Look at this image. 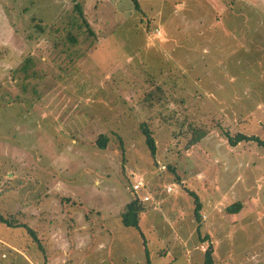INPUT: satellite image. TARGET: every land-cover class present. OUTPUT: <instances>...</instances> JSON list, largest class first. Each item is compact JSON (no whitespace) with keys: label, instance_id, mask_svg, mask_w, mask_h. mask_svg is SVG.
Masks as SVG:
<instances>
[{"label":"rangeland","instance_id":"374dc122","mask_svg":"<svg viewBox=\"0 0 264 264\" xmlns=\"http://www.w3.org/2000/svg\"><path fill=\"white\" fill-rule=\"evenodd\" d=\"M137 1L0 0V264H264V0Z\"/></svg>","mask_w":264,"mask_h":264},{"label":"trees","instance_id":"16d2710c","mask_svg":"<svg viewBox=\"0 0 264 264\" xmlns=\"http://www.w3.org/2000/svg\"><path fill=\"white\" fill-rule=\"evenodd\" d=\"M134 9L139 11L140 7L137 0H130ZM76 11L78 13H81V10L79 7H75ZM68 40L71 42H74L75 39L73 37H68ZM141 133L144 136L145 145L147 146L148 151L152 156L156 153V145L153 138V135L151 131L148 129V126L146 124H141L140 127ZM205 136V132L200 130H193L192 137L188 140L186 149L195 146L203 137ZM224 139L226 140V143L229 147H236L238 144H249L254 145L258 150L264 151V139L258 137L254 134H245L242 132H236V133H229L228 131L224 132L223 134ZM107 143V138L105 136H100L96 144L99 149H105ZM190 195L195 198V215L197 216V211L200 209V202L198 201L197 197L190 193ZM241 209V204L236 203L226 208V212L228 214H233L236 212H239ZM144 208L141 202L138 199H134L131 202L127 203L124 206V209L120 215L121 224L124 227L127 228H134L136 230H139V218L140 215L143 213ZM0 224L5 225L8 228H19V227H25L22 224H13L11 221L7 220L0 214ZM27 227V226H26ZM30 234L33 236L35 241H38L37 238H35V235L33 231H30ZM207 240V237L205 238ZM213 250L211 245L207 247V250L204 253V262L203 264H213ZM145 258H146V264H149L148 259V252L145 250Z\"/></svg>","mask_w":264,"mask_h":264},{"label":"crops","instance_id":"0c3cea01","mask_svg":"<svg viewBox=\"0 0 264 264\" xmlns=\"http://www.w3.org/2000/svg\"><path fill=\"white\" fill-rule=\"evenodd\" d=\"M143 189V188H142ZM145 189V188H144ZM141 190V189H140ZM140 190H138V191H140ZM132 191V190H131ZM137 191V192H138ZM133 192V191H132ZM137 192H133V194H134V197H133V199L132 200H134V199H138L139 201H142V202H144L142 199L143 198H145V197H148L147 195H146V193L143 195V198H139L138 196H137ZM131 200V201H132ZM148 200H149V198H148ZM130 201V202H131ZM129 203V202H128ZM121 215V214H120ZM143 215H144V213H142L141 215H140V218H139V224L141 223V218L143 217ZM117 220L118 219H115L114 221H115V223H116V225H117ZM120 221H121V219H120ZM139 224H138V226H139ZM3 225V224H2ZM111 226L113 227V223L111 224ZM115 229H118L117 228V226L115 227ZM136 230V229H135ZM143 236V235H142ZM0 242L2 243V244H5L9 249H11L16 255H20V251L22 252V250L20 249V250H16L14 247H11L10 245H9V243H7V242H5L4 240H1L0 239ZM144 244H145V242H144ZM145 250H147V249H145ZM147 252H148V250H147ZM3 256L5 257V255H2L1 256V258H3ZM148 259H149V252H148ZM145 262H146V260H145ZM149 264H150V261H149Z\"/></svg>","mask_w":264,"mask_h":264},{"label":"built area","instance_id":"2783aa9c","mask_svg":"<svg viewBox=\"0 0 264 264\" xmlns=\"http://www.w3.org/2000/svg\"><path fill=\"white\" fill-rule=\"evenodd\" d=\"M143 187H144V183H143L142 179L137 178L135 180V182L133 183V185L131 186V189H132L133 192H137L138 190L142 189ZM165 192L166 193H172L173 190H172V188L170 186H167L166 189H165ZM142 200L143 201H148V197H145Z\"/></svg>","mask_w":264,"mask_h":264}]
</instances>
